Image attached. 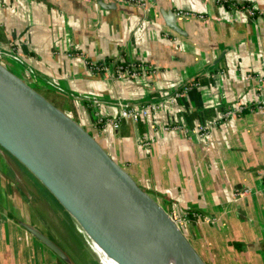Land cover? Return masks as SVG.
I'll return each mask as SVG.
<instances>
[{
    "label": "crops",
    "instance_id": "1",
    "mask_svg": "<svg viewBox=\"0 0 264 264\" xmlns=\"http://www.w3.org/2000/svg\"><path fill=\"white\" fill-rule=\"evenodd\" d=\"M143 1L144 9L124 0H0V47L22 57H9L17 71L29 67L38 87L55 93L139 185L181 215L207 264H264V108L255 106L264 101V0ZM159 6L181 12L185 33L165 23ZM120 60L143 68L109 77ZM172 89L180 93L166 96ZM123 101L154 107L137 121L98 128L96 113L117 117ZM234 102L241 112L221 118ZM22 173L39 184L38 196ZM79 233L72 215L0 146V264H80Z\"/></svg>",
    "mask_w": 264,
    "mask_h": 264
},
{
    "label": "water",
    "instance_id": "2",
    "mask_svg": "<svg viewBox=\"0 0 264 264\" xmlns=\"http://www.w3.org/2000/svg\"><path fill=\"white\" fill-rule=\"evenodd\" d=\"M178 33L177 14L159 6ZM185 84V83H183ZM0 146L120 264H207L169 212L69 112L0 59ZM52 251H65L38 229Z\"/></svg>",
    "mask_w": 264,
    "mask_h": 264
},
{
    "label": "built area",
    "instance_id": "3",
    "mask_svg": "<svg viewBox=\"0 0 264 264\" xmlns=\"http://www.w3.org/2000/svg\"><path fill=\"white\" fill-rule=\"evenodd\" d=\"M123 1V0H122ZM124 1H129L142 9L146 7V3L143 0H124ZM219 3H229L230 0H216ZM241 7L245 8L246 10L252 12V9L246 4H242ZM176 13H181L180 11ZM8 56L18 62L23 63L22 57L17 55L14 51L7 50L5 48L0 47V56ZM30 71L31 69L27 67ZM107 68V67H105ZM143 68V64L139 61L135 62H129L125 60H120L115 62L111 68H110V73L109 77L114 78V79H119L123 77H133L137 75L141 69ZM148 69V68H147ZM149 71V69H148ZM253 75L251 73L247 74L248 78H251ZM258 81L260 85L264 86V76H258ZM53 86L56 88L60 89L58 85L54 81H49ZM182 88H185L183 85ZM61 90V89H60ZM180 91L178 89H172L169 93H166V96L174 97L178 95ZM121 108L119 110L118 116L117 117H104L100 115L99 113H96V122L98 124V127L100 128L105 125V123L112 125L114 128H117L119 125V120L120 119H125L129 121H137V119L140 116H146L148 114V111L150 108L154 107V104L151 101H142L141 103H134V102H119ZM255 106L257 108H264V101H256ZM243 109V104L239 102H234V103H226L225 104V109L222 112L221 118H227L235 114H239L241 110ZM172 128H177L178 125L173 124L171 125ZM168 128V126H167ZM202 126H200V130H202ZM173 219L176 221L180 219L181 221V215H175L172 216Z\"/></svg>",
    "mask_w": 264,
    "mask_h": 264
},
{
    "label": "rangeland",
    "instance_id": "4",
    "mask_svg": "<svg viewBox=\"0 0 264 264\" xmlns=\"http://www.w3.org/2000/svg\"><path fill=\"white\" fill-rule=\"evenodd\" d=\"M0 59L2 60V61H4L9 67H11L14 71H16V72H18L20 75H22L26 80H28L30 83H32V84H34L35 86H37L36 84H35V81L33 80L35 77L32 75V74H30V73H27V72H31L29 69H27V72H26V70H24L23 71V73H21L20 71H17V67L14 65V64H16V62H14L13 60H11L8 56H0ZM11 61V62H10ZM14 63V64H13ZM38 87V86H37ZM39 89H41L40 87H38ZM42 91V93L44 94V95H46L48 98H50V99H53L54 100V103H57L59 106H62V105H65V104H63L61 101H60V99L58 98V96H55V97H52L53 95H49L48 94V92L46 91V90H41ZM70 111V110H69ZM68 111V112H69ZM22 175H23V177H24V179L28 182V184H29V186L31 187V192H32V195L33 196H35V195H39V192H38V186H39V184L37 183V182H34L32 179V177L31 176H29V174H25V173H22ZM30 177V178H29ZM31 179V180H30ZM36 184H37V186H36ZM34 189V190H33ZM37 194H36V193ZM37 195V196H38ZM175 210H169L168 212H169V214L171 215V216H174L175 217V215H178V212L175 214V213H173ZM176 222L178 223V225L181 227L182 226V230L183 231H185V232H187V230H186V225L185 224H183L182 223V225L180 224L181 222H180V219L179 220H177L176 219ZM185 225V226H184ZM79 239H80V244H81V246L79 247V253L80 254H78V253H76V251H75V253H76V255H74L75 257H76V259H78L79 260V262H80V264H94L93 263V253L91 252V250L89 249V246L87 245V243H86V240H85V238H84V236H83V234L80 232L79 234ZM82 246H83V249H82ZM75 249H76V247H75ZM88 257H89V260H88ZM91 257V258H90ZM87 258V259H86Z\"/></svg>",
    "mask_w": 264,
    "mask_h": 264
},
{
    "label": "bare ground",
    "instance_id": "5",
    "mask_svg": "<svg viewBox=\"0 0 264 264\" xmlns=\"http://www.w3.org/2000/svg\"><path fill=\"white\" fill-rule=\"evenodd\" d=\"M11 159V158H10ZM18 170V168H17ZM11 178V177H10ZM21 178V177H20ZM30 178V177H29ZM31 180V179H30ZM34 190V189H33ZM36 193V192H35ZM37 194V193H36ZM38 195V194H37ZM46 199V198H45ZM40 201V200H39ZM38 203V202H37ZM46 203V202H45ZM40 204V202H39ZM43 203H41L40 205H42ZM34 205V204H33ZM38 205V204H37ZM49 205V204H48ZM35 206V205H34ZM39 206V205H38ZM47 206V205H46ZM40 207V206H39ZM45 206H43L42 208L44 209ZM48 207V206H47ZM50 209V208H49ZM45 210V209H44ZM43 210V211H44ZM52 213V212H51ZM47 215V214H46ZM54 215V214H51ZM49 216V215H47ZM46 217V216H45ZM47 218V217H46ZM52 221V219H51ZM50 221V224H51ZM56 221V220H54ZM75 224L77 226V229L83 234L87 245L89 246V249L91 250V252L93 253V263L94 264H120L118 263L115 259H113L112 257H110L101 247L100 245H98V243L96 241H94L90 235L82 228V226L74 219ZM48 223V222H47ZM53 226V225H52ZM57 227V226H56ZM54 228V227H53ZM52 228V229H53ZM57 230L59 229L58 227L56 228ZM55 230V229H54ZM60 233V232H57ZM57 236V235H56ZM63 236V235H62ZM65 236V235H64ZM66 239V238H64ZM61 240V239H60ZM62 241V240H61ZM65 242V241H64ZM70 245V244H69ZM68 246V245H67ZM71 246V245H70ZM69 248V247H68ZM72 251V250H71ZM74 253V252H73ZM166 259L168 260L169 264H182L181 261L177 260L176 258L174 259V257L168 253L165 254Z\"/></svg>",
    "mask_w": 264,
    "mask_h": 264
},
{
    "label": "trees",
    "instance_id": "6",
    "mask_svg": "<svg viewBox=\"0 0 264 264\" xmlns=\"http://www.w3.org/2000/svg\"><path fill=\"white\" fill-rule=\"evenodd\" d=\"M41 90H45V89H41ZM47 92H48V94L49 95H53L52 97H55L56 96V94L55 93H53L52 91H48V90H46ZM51 100H53V99H51ZM54 101V100H53ZM63 103V102H62ZM57 104V103H56ZM58 105V104H57ZM59 106V105H58ZM61 108H63L64 110H66L64 107H65V105H62V106H60ZM67 112H68V110H66ZM69 113L73 116V117H75L74 115H73V113L71 112V110L69 111ZM76 118V117H75ZM77 119V118H76ZM98 128H100V126L98 127ZM91 133L93 132V130H89ZM93 134V133H92ZM184 233H185V231H184ZM187 236V235H186ZM188 237V236H187ZM188 239L190 240V238L188 237ZM191 241V240H190ZM192 242V244L194 245V243H193V241H191ZM236 245V244H235ZM195 246V245H194ZM199 252V251H198ZM207 263V262H206Z\"/></svg>",
    "mask_w": 264,
    "mask_h": 264
}]
</instances>
